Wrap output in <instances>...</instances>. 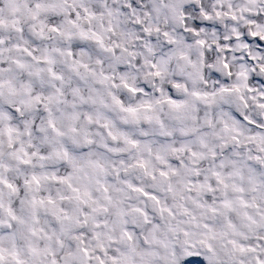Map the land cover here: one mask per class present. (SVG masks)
Wrapping results in <instances>:
<instances>
[{
    "label": "clouds",
    "instance_id": "9594fccd",
    "mask_svg": "<svg viewBox=\"0 0 264 264\" xmlns=\"http://www.w3.org/2000/svg\"><path fill=\"white\" fill-rule=\"evenodd\" d=\"M193 258L264 264V0H0V264Z\"/></svg>",
    "mask_w": 264,
    "mask_h": 264
},
{
    "label": "snow or ice",
    "instance_id": "6c2138e0",
    "mask_svg": "<svg viewBox=\"0 0 264 264\" xmlns=\"http://www.w3.org/2000/svg\"><path fill=\"white\" fill-rule=\"evenodd\" d=\"M253 35H255V34H253ZM189 264H201V262H200L197 258H193V259L189 262Z\"/></svg>",
    "mask_w": 264,
    "mask_h": 264
}]
</instances>
